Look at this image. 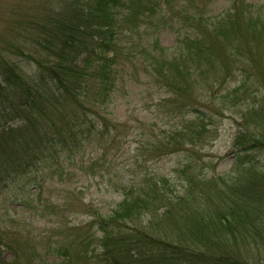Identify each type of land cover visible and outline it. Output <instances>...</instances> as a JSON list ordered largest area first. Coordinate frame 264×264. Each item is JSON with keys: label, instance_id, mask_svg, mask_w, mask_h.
I'll return each instance as SVG.
<instances>
[{"label": "trees", "instance_id": "trees-1", "mask_svg": "<svg viewBox=\"0 0 264 264\" xmlns=\"http://www.w3.org/2000/svg\"><path fill=\"white\" fill-rule=\"evenodd\" d=\"M33 1L12 9L10 30L0 37V187L37 163L49 168L102 126L129 60L119 57L123 39L169 0ZM237 3L203 27H185L171 53L154 38L138 43L140 64L179 106L175 113L198 115L169 133L164 149L200 144L204 110L218 115L243 107L233 169L209 179L184 173L181 195L160 175L126 187L115 209L91 215L99 235L52 250L63 264H264L252 250L264 244V159L257 156L264 152V12ZM235 71L244 77L232 86ZM14 121L19 125L8 127ZM166 207L181 211L175 231L159 222ZM13 236L0 227V264H33L37 250Z\"/></svg>", "mask_w": 264, "mask_h": 264}, {"label": "rangeland", "instance_id": "rangeland-1", "mask_svg": "<svg viewBox=\"0 0 264 264\" xmlns=\"http://www.w3.org/2000/svg\"><path fill=\"white\" fill-rule=\"evenodd\" d=\"M34 2L0 0V37L10 30L12 9L23 10ZM236 2L238 9L249 4L264 12V0ZM232 3L233 0H169L166 6L161 3L162 10L156 17L142 21L133 37L123 39L124 50L119 57L129 60H123L121 81L112 102L102 111L106 117L105 122L100 121L102 126L97 131L92 129V137L81 142L79 149L59 155L49 168L38 169L37 163L23 178L0 187V227L4 235H17L18 240L30 241L28 251L38 252L33 264H63L62 258L53 255L52 250L72 244L75 247L80 238L99 235L90 221L91 215L108 214L120 202L123 190L142 184L145 177L165 176L180 189L184 173H199L209 179L233 169L232 144L241 124L243 107L218 115L204 110V116L198 120L200 127H205L200 144L185 149L178 147L175 153L164 149L165 137L198 115L185 113L187 110L175 113L179 106L173 104L166 91L153 84L140 64L144 55L140 54L142 47L138 45L139 41L154 38L171 53L183 38L185 27L207 25L209 18L230 11ZM20 65L24 72L32 73V66L25 61ZM234 76L227 82L232 86L244 77L241 71H235ZM87 115L99 123L95 115ZM92 124L87 121L86 127ZM17 125L14 121L8 127ZM257 156L264 159V152ZM179 193L182 194L181 189ZM208 207L211 209L212 204ZM166 209L167 215L160 216L159 222L175 231L174 227L181 223V211ZM255 248L253 253L257 250L256 257L263 261L264 244L259 243ZM11 258L9 252L3 254L5 261Z\"/></svg>", "mask_w": 264, "mask_h": 264}]
</instances>
